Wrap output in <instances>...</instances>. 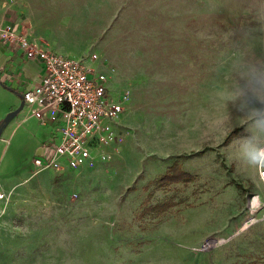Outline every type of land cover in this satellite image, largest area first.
<instances>
[{
    "label": "rangeland",
    "instance_id": "1",
    "mask_svg": "<svg viewBox=\"0 0 264 264\" xmlns=\"http://www.w3.org/2000/svg\"><path fill=\"white\" fill-rule=\"evenodd\" d=\"M0 7L40 47L108 73L111 97L129 92L93 168H35L36 121L4 129L0 264H264V222L244 225L264 196V0ZM174 163L193 179L163 185Z\"/></svg>",
    "mask_w": 264,
    "mask_h": 264
},
{
    "label": "built area",
    "instance_id": "2",
    "mask_svg": "<svg viewBox=\"0 0 264 264\" xmlns=\"http://www.w3.org/2000/svg\"><path fill=\"white\" fill-rule=\"evenodd\" d=\"M0 42L43 64L40 82L22 95L23 106L41 124L57 123L60 137L58 143L52 144L50 156L34 158L33 166L61 172L93 168L108 161L111 157L107 149L115 148L118 142L116 128L129 92L111 97L107 90L108 73L90 68L82 59L42 48L10 24L0 26ZM258 180L264 188V148L260 151ZM6 199L0 187V200ZM245 214V227L264 222V196L259 191L248 197Z\"/></svg>",
    "mask_w": 264,
    "mask_h": 264
},
{
    "label": "crops",
    "instance_id": "3",
    "mask_svg": "<svg viewBox=\"0 0 264 264\" xmlns=\"http://www.w3.org/2000/svg\"><path fill=\"white\" fill-rule=\"evenodd\" d=\"M11 18L12 17L9 19ZM8 23L5 10L0 7V26ZM17 31L21 32L19 29H17ZM28 39L33 41L29 37ZM43 73L44 68L41 62L28 59L21 51L0 42V125L8 113L18 108L21 103L23 93L40 82ZM19 113H21V116L16 122H12L15 118L14 117L2 129L0 134V143L8 140L7 134L4 133V129L9 127L11 124H13L14 130L22 123L35 120L36 124L40 128V135L32 137V152L35 154L34 158L41 157L48 151L51 153L52 144L59 142V125L57 123L50 122L45 125L41 124L38 119L28 115V108L26 106H23ZM50 172L53 173V171ZM0 187L4 191L1 185Z\"/></svg>",
    "mask_w": 264,
    "mask_h": 264
},
{
    "label": "trees",
    "instance_id": "4",
    "mask_svg": "<svg viewBox=\"0 0 264 264\" xmlns=\"http://www.w3.org/2000/svg\"><path fill=\"white\" fill-rule=\"evenodd\" d=\"M232 136L229 135L224 144H227L231 141ZM193 179V177L185 172L184 170H182L181 166L178 165L177 163H174L166 172L165 174L161 175L159 177V181L163 184V185H169L170 183H176V182H184V183H188L189 181H191Z\"/></svg>",
    "mask_w": 264,
    "mask_h": 264
},
{
    "label": "water",
    "instance_id": "5",
    "mask_svg": "<svg viewBox=\"0 0 264 264\" xmlns=\"http://www.w3.org/2000/svg\"><path fill=\"white\" fill-rule=\"evenodd\" d=\"M23 100H22V97H21V103L20 105L18 106V108H16L15 110H13L12 112L8 113L4 119H3V122L2 124L0 125V134H1V131L2 129L22 110L23 108Z\"/></svg>",
    "mask_w": 264,
    "mask_h": 264
}]
</instances>
